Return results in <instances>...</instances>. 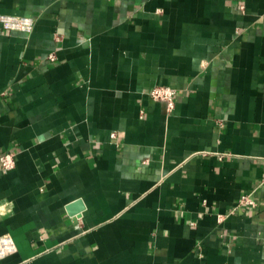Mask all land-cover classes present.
<instances>
[{
	"label": "crops",
	"instance_id": "1",
	"mask_svg": "<svg viewBox=\"0 0 264 264\" xmlns=\"http://www.w3.org/2000/svg\"><path fill=\"white\" fill-rule=\"evenodd\" d=\"M0 13V264H264V0Z\"/></svg>",
	"mask_w": 264,
	"mask_h": 264
},
{
	"label": "built area",
	"instance_id": "2",
	"mask_svg": "<svg viewBox=\"0 0 264 264\" xmlns=\"http://www.w3.org/2000/svg\"><path fill=\"white\" fill-rule=\"evenodd\" d=\"M0 26L7 30H18L24 32H30L34 26V19L29 16H21L14 14L0 13ZM49 60H54L53 53L48 54ZM174 93L175 90L168 85H155L149 90V95L155 100L164 102L165 108L168 112L174 108ZM110 139L117 137V132L113 131L109 134ZM15 155L14 151H5L0 153V168L2 170H10L15 167ZM240 202L254 205V200L249 195H243L240 198ZM220 220L221 217L219 216ZM16 244L9 233L0 234V258L11 254L16 251Z\"/></svg>",
	"mask_w": 264,
	"mask_h": 264
}]
</instances>
